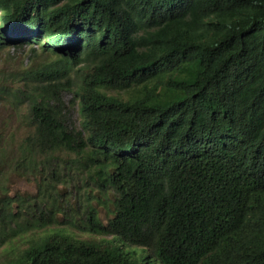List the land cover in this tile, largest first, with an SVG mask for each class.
I'll return each mask as SVG.
<instances>
[{"label": "trees", "instance_id": "1", "mask_svg": "<svg viewBox=\"0 0 264 264\" xmlns=\"http://www.w3.org/2000/svg\"><path fill=\"white\" fill-rule=\"evenodd\" d=\"M25 45L0 264H264V0H0Z\"/></svg>", "mask_w": 264, "mask_h": 264}, {"label": "rangeland", "instance_id": "2", "mask_svg": "<svg viewBox=\"0 0 264 264\" xmlns=\"http://www.w3.org/2000/svg\"><path fill=\"white\" fill-rule=\"evenodd\" d=\"M40 52V51H39ZM40 54V53H39ZM49 55L33 56L30 46L25 45L22 47L15 46H5L0 48V81L5 80L11 73L20 72L31 59L33 58H45ZM12 83V79H10ZM71 93H67L66 97L70 98ZM76 111L74 113L75 119L78 118V108L76 106ZM30 128L26 125L23 116L20 112L15 109L9 103L0 101V151L5 152V157L3 158L2 171H7L6 177L4 178L5 187L0 188V195L4 190H7L9 194L21 193L28 194L34 193L38 188L37 178L30 175H20L13 173L10 170V162L12 160L14 151L18 147L22 139L27 135ZM7 156V162L5 158ZM4 173V172H3ZM2 178V177H1ZM2 183L0 182V185ZM76 184L72 179L69 182L62 185L64 201L69 198V203H73L76 199L77 189L74 188ZM3 189V190H2ZM61 189V186H60ZM93 191H95L93 187ZM96 192V191H95ZM72 194V195H71ZM70 196V197H69ZM100 200V199H99ZM94 203H98L95 201ZM101 212V219L106 221L108 217V212L103 205L98 204ZM25 244L24 241L18 243L19 247H23ZM17 248H14L16 250ZM3 251L0 250V259H3L1 256Z\"/></svg>", "mask_w": 264, "mask_h": 264}]
</instances>
